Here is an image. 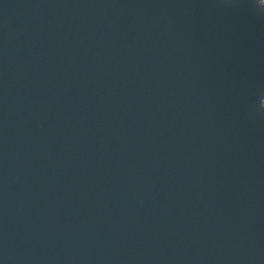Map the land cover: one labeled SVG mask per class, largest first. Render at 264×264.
<instances>
[{
  "label": "water",
  "instance_id": "95a60500",
  "mask_svg": "<svg viewBox=\"0 0 264 264\" xmlns=\"http://www.w3.org/2000/svg\"><path fill=\"white\" fill-rule=\"evenodd\" d=\"M264 0H0V264H264Z\"/></svg>",
  "mask_w": 264,
  "mask_h": 264
},
{
  "label": "snow or ice",
  "instance_id": "6c2138e0",
  "mask_svg": "<svg viewBox=\"0 0 264 264\" xmlns=\"http://www.w3.org/2000/svg\"><path fill=\"white\" fill-rule=\"evenodd\" d=\"M262 98H264V97H262ZM260 105H261L262 108H264V105L261 104V99H260Z\"/></svg>",
  "mask_w": 264,
  "mask_h": 264
}]
</instances>
